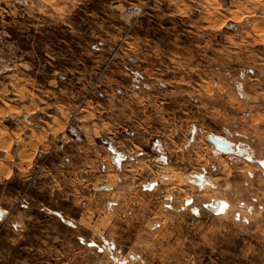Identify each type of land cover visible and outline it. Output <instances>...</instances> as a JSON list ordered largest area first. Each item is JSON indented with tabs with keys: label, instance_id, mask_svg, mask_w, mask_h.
<instances>
[{
	"label": "rangeland",
	"instance_id": "374dc122",
	"mask_svg": "<svg viewBox=\"0 0 264 264\" xmlns=\"http://www.w3.org/2000/svg\"><path fill=\"white\" fill-rule=\"evenodd\" d=\"M0 264H264V0H0Z\"/></svg>",
	"mask_w": 264,
	"mask_h": 264
},
{
	"label": "water",
	"instance_id": "95a60500",
	"mask_svg": "<svg viewBox=\"0 0 264 264\" xmlns=\"http://www.w3.org/2000/svg\"><path fill=\"white\" fill-rule=\"evenodd\" d=\"M208 141L218 150V151H221V152H227V147H228V144L225 143V142H221V141H217L211 137L208 138ZM196 178H198L199 180H202L201 177L197 176Z\"/></svg>",
	"mask_w": 264,
	"mask_h": 264
},
{
	"label": "bare ground",
	"instance_id": "6f19581e",
	"mask_svg": "<svg viewBox=\"0 0 264 264\" xmlns=\"http://www.w3.org/2000/svg\"><path fill=\"white\" fill-rule=\"evenodd\" d=\"M216 140V139H215ZM217 141H221V140H217ZM221 142H224V141H221ZM226 143V142H225ZM228 144V143H227ZM227 152H223V153H225V154H229V153H231L232 152V148H231V146H230V144H228V147H227ZM220 210V211H222L223 209H224V205L222 204V203H217L216 204V208H215V210Z\"/></svg>",
	"mask_w": 264,
	"mask_h": 264
}]
</instances>
